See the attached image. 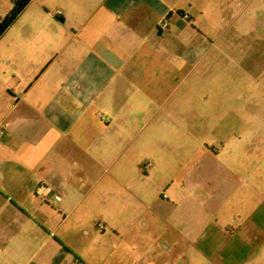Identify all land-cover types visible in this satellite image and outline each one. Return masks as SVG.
<instances>
[{
    "label": "crops",
    "instance_id": "1",
    "mask_svg": "<svg viewBox=\"0 0 264 264\" xmlns=\"http://www.w3.org/2000/svg\"><path fill=\"white\" fill-rule=\"evenodd\" d=\"M228 31L226 133H171L173 81ZM261 59L264 0H30L0 37V264H264Z\"/></svg>",
    "mask_w": 264,
    "mask_h": 264
},
{
    "label": "rangeland",
    "instance_id": "2",
    "mask_svg": "<svg viewBox=\"0 0 264 264\" xmlns=\"http://www.w3.org/2000/svg\"><path fill=\"white\" fill-rule=\"evenodd\" d=\"M230 32L214 45H202L199 57L186 62L173 81L168 104L155 116L162 117L169 111L174 117L169 126L171 133H186L194 139V136L204 138L226 133L225 129H218L217 126L229 123V104L243 101L240 90L243 83L231 77L246 67L241 59L233 61L229 56V40L226 42L225 39H229ZM259 70H264L263 59L260 60ZM175 102L179 103L180 110L174 109ZM182 125L186 128L183 131ZM90 206V217H108V207H103L101 202L95 201Z\"/></svg>",
    "mask_w": 264,
    "mask_h": 264
},
{
    "label": "trees",
    "instance_id": "3",
    "mask_svg": "<svg viewBox=\"0 0 264 264\" xmlns=\"http://www.w3.org/2000/svg\"><path fill=\"white\" fill-rule=\"evenodd\" d=\"M11 8L5 14V16L0 19V37L5 32V30L12 24V22L17 18V16L23 11L30 0H10Z\"/></svg>",
    "mask_w": 264,
    "mask_h": 264
},
{
    "label": "built area",
    "instance_id": "4",
    "mask_svg": "<svg viewBox=\"0 0 264 264\" xmlns=\"http://www.w3.org/2000/svg\"><path fill=\"white\" fill-rule=\"evenodd\" d=\"M183 17L186 18V17H187V14H184ZM166 26H167V24H166L165 19L161 20L160 23H159V25H158L159 29H160V28H161V29H165ZM98 227H99V228H102L103 225H102V224H98Z\"/></svg>",
    "mask_w": 264,
    "mask_h": 264
}]
</instances>
